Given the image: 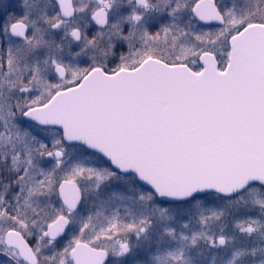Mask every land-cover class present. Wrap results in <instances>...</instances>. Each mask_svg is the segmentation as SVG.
Here are the masks:
<instances>
[{"label":"snow or ice","instance_id":"6c2138e0","mask_svg":"<svg viewBox=\"0 0 264 264\" xmlns=\"http://www.w3.org/2000/svg\"><path fill=\"white\" fill-rule=\"evenodd\" d=\"M206 253L264 264V0H0V264Z\"/></svg>","mask_w":264,"mask_h":264},{"label":"rangeland","instance_id":"374dc122","mask_svg":"<svg viewBox=\"0 0 264 264\" xmlns=\"http://www.w3.org/2000/svg\"><path fill=\"white\" fill-rule=\"evenodd\" d=\"M207 255H208V257H209V260H208V264H210V260H211V253H206ZM220 254L222 255L223 253L222 252H220Z\"/></svg>","mask_w":264,"mask_h":264}]
</instances>
